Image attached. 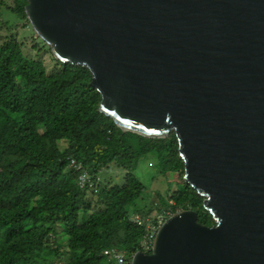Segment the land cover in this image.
Listing matches in <instances>:
<instances>
[{"label": "water", "instance_id": "95a60500", "mask_svg": "<svg viewBox=\"0 0 264 264\" xmlns=\"http://www.w3.org/2000/svg\"><path fill=\"white\" fill-rule=\"evenodd\" d=\"M60 62L87 67L122 131L177 140L214 221L180 209L129 264H264V0H26Z\"/></svg>", "mask_w": 264, "mask_h": 264}, {"label": "trees", "instance_id": "16d2710c", "mask_svg": "<svg viewBox=\"0 0 264 264\" xmlns=\"http://www.w3.org/2000/svg\"><path fill=\"white\" fill-rule=\"evenodd\" d=\"M25 3L12 0L9 9L27 20ZM4 5L0 0V11ZM53 59L60 68L47 73L15 37L0 40V264H117L110 250L130 258L145 231L130 215L166 206L193 209L199 223L212 225L202 196L182 179L174 133L122 131L99 112L87 67ZM147 155L155 156L158 175L169 179L167 196L156 192L148 202L134 172ZM111 164L124 171L122 181L96 182ZM80 172L95 182L94 190L79 186ZM57 226L63 244L55 243Z\"/></svg>", "mask_w": 264, "mask_h": 264}, {"label": "rangeland", "instance_id": "374dc122", "mask_svg": "<svg viewBox=\"0 0 264 264\" xmlns=\"http://www.w3.org/2000/svg\"><path fill=\"white\" fill-rule=\"evenodd\" d=\"M5 5L1 8L0 18V40L15 37L20 43L23 53L32 58L42 60L45 65L47 73H52L60 68V66L53 59V55L47 46H42L37 35L32 30L30 24L25 19H20L9 7L12 5V0H2ZM59 146L63 147V142H59ZM159 168L156 164V158L153 155H147L140 159L138 166L134 171L138 175L140 181L145 185V193L147 195L146 202L156 200V192H159L164 197L167 196V189L169 186L168 180L162 175H158ZM124 171L121 168L111 164L107 167L101 168L97 174L96 182L103 184H111L113 182L120 183ZM95 208V204L92 206ZM57 226L55 243L63 244L62 233ZM60 264V263H59Z\"/></svg>", "mask_w": 264, "mask_h": 264}, {"label": "built area", "instance_id": "2783aa9c", "mask_svg": "<svg viewBox=\"0 0 264 264\" xmlns=\"http://www.w3.org/2000/svg\"><path fill=\"white\" fill-rule=\"evenodd\" d=\"M71 162L73 161L71 160ZM73 166L79 168V165L75 164V162H73ZM77 182L79 186L87 185L88 187L93 188V190L95 189L94 188L95 182L91 181L90 176L85 172H80V174L77 177ZM172 213L173 212L170 209V207L166 206V207H161L160 210L145 216H141L140 214L137 213L130 215L129 219L133 223L143 226L145 229L143 236L139 242L140 250L144 252L150 251L153 242V237L157 227L167 216H169ZM110 256L117 264H129L130 258H125L121 252L115 249L110 250Z\"/></svg>", "mask_w": 264, "mask_h": 264}]
</instances>
